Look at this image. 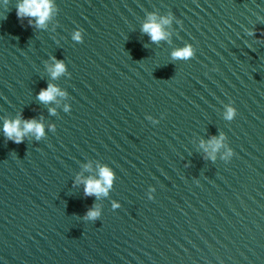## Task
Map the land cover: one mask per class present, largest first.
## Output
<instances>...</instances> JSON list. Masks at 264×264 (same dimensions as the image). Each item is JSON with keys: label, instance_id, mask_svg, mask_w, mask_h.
I'll return each mask as SVG.
<instances>
[{"label": "water", "instance_id": "water-1", "mask_svg": "<svg viewBox=\"0 0 264 264\" xmlns=\"http://www.w3.org/2000/svg\"><path fill=\"white\" fill-rule=\"evenodd\" d=\"M20 2L0 3V264H264V0H53L43 27ZM17 119L44 135L9 140Z\"/></svg>", "mask_w": 264, "mask_h": 264}, {"label": "clouds", "instance_id": "clouds-1", "mask_svg": "<svg viewBox=\"0 0 264 264\" xmlns=\"http://www.w3.org/2000/svg\"><path fill=\"white\" fill-rule=\"evenodd\" d=\"M0 3H7V0H0ZM55 11L53 0H21L17 5V17L21 20L25 17L32 18L30 23L34 20L35 24L39 27L45 26ZM171 23V17L157 19L156 16H150L149 21L143 26V31L149 34L152 40L159 41L166 38L167 33L164 31V26ZM251 34V33H249ZM73 39L80 41L82 33L75 32ZM196 54V49L191 45L183 50H178L173 53L174 58L191 59ZM66 66L62 61H56L54 67L51 69L52 78L56 79L66 72ZM65 93L58 89L56 86L49 85L46 89H42L38 95V99L44 103L54 101L58 96H64ZM67 110V108H66ZM54 111V110H53ZM237 115V110L234 107H228L226 112V119H233ZM4 133L9 140L19 144L23 142L24 137L29 133H34L37 138L44 135V127L42 124L31 121H5ZM224 137L219 139L213 138L209 143L202 145L208 152V155L214 160L215 153L219 151L223 145ZM233 152L229 150L225 159L231 157ZM100 180L88 179L84 181L86 195H107L108 189L111 187L114 180V173L109 168H101ZM154 191V189H153ZM149 199H153L150 195ZM99 216L98 211H91L88 213L89 219H96Z\"/></svg>", "mask_w": 264, "mask_h": 264}]
</instances>
